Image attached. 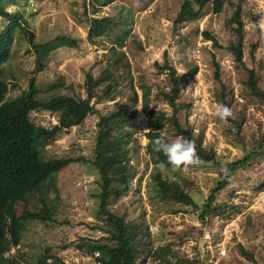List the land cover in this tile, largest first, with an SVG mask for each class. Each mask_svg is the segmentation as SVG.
Returning <instances> with one entry per match:
<instances>
[{"label": "rangeland", "instance_id": "374dc122", "mask_svg": "<svg viewBox=\"0 0 264 264\" xmlns=\"http://www.w3.org/2000/svg\"><path fill=\"white\" fill-rule=\"evenodd\" d=\"M1 1L8 12H17L24 17V26L35 35V44L54 41L44 56L42 71L38 72L37 54L28 36L20 29L15 30L12 53L5 64L8 100L26 92L32 77H36L40 90L37 98L41 101L73 91L85 95L82 86L87 73L97 76L101 72L116 35L127 34L120 50L127 54L133 78L123 84L125 95L97 105L99 112L108 111L114 104L125 100L131 83H134L140 101L141 87L144 86L150 93L151 107L171 114L166 104H158L155 99L158 91L166 86V81L164 75L156 74L154 62H162L167 52L180 74H188L197 68L196 76L189 78L184 91V95L193 102L186 121L202 134L204 146L216 152L218 164H196L179 169L171 166L163 174L185 186L199 205L206 202L221 178V167L243 155L235 145L237 142L229 123L221 122L214 115L219 104L214 95L213 64L220 65L233 114L243 115L241 137L249 142L264 133V104L251 100L246 72L229 54L228 46L234 39L227 26L236 7L240 6L245 25L244 60L247 65L264 62V0H223L219 13L213 4H209L196 21L181 24L175 22L185 0H111L112 3L107 5H104V0H18L16 4ZM105 16L119 23L115 24L114 32L90 39V20ZM6 23L0 17V29ZM204 32L211 34L218 45L207 40ZM57 38H66L68 42L56 41ZM256 42V51L251 56L250 44ZM60 79L73 89L50 91V87ZM31 119L36 125L52 128L58 124L59 116L40 111L31 113ZM97 122L98 114H91L83 126L66 131L41 147L46 160L70 158L76 162L60 171L55 183L50 185L48 204L56 211L54 222H29L21 239L13 241L10 255L20 251L26 259L23 264H35L38 254L48 246L65 264H95V255L87 253V246L103 243L107 236L97 227L106 226L98 217L99 200L96 195L99 177L92 165ZM151 131L150 118L139 107L134 140L130 143L138 151L131 162L134 172L131 188L127 195L112 200L110 209L127 221H140L148 226L154 248L170 245L180 255L189 257L196 255L197 247L204 246L202 251L206 250L197 229L183 241L172 234L194 226L203 228L204 232L216 230L213 238L216 243L219 235L227 237V256L219 259L217 264H252L236 255L235 246L238 244L254 252L258 264H264V190L248 188L255 181L258 184L263 182L264 160L234 178L219 200L229 205L227 213L221 219L214 218L206 229L192 207L165 202L157 195L151 179L154 164L146 153L147 136ZM164 135L170 141L180 138L168 127L164 129ZM232 192L233 197L229 198ZM232 204L238 206L239 211L235 212L230 207ZM35 206L40 210L38 202ZM22 209L21 200L15 207L16 216L21 215ZM174 210L181 211L174 213ZM217 252L218 249L214 248L216 258ZM206 261V264H211V258ZM146 264L160 263L147 258Z\"/></svg>", "mask_w": 264, "mask_h": 264}, {"label": "trees", "instance_id": "16d2710c", "mask_svg": "<svg viewBox=\"0 0 264 264\" xmlns=\"http://www.w3.org/2000/svg\"><path fill=\"white\" fill-rule=\"evenodd\" d=\"M16 4L18 0H7ZM112 3L105 2L104 5ZM213 4L216 13L223 6V0H185L176 18V24L192 22L200 18L205 8ZM0 17L7 23L0 29V264H23L26 262L24 255L17 251L10 255L14 240H20L29 222L48 223L54 222L55 209L48 204L50 185L55 183L57 175L75 163L70 158L46 160L41 147L47 142L56 139L60 134L70 131L75 127L85 124L87 117L98 114L96 124L95 148L92 165L99 177V219L106 225L97 226L107 236L103 243L87 246V253L92 256L99 253L98 261L101 264H146L147 258L158 261L160 264H206L209 252L202 248H195L197 253L193 257L186 254L180 255L172 246H158L154 248V242L149 236L148 226L140 221H127L124 216L114 213L109 205L114 199L127 195L131 188L134 176L131 164L136 151L131 147L134 140L135 121L142 112L150 118L148 144L146 153L153 161L154 167L151 173L157 195L165 202L190 206L198 216V220L206 229L214 218H222L229 207L220 203L222 193L229 188L234 178L241 172L251 169L258 161L264 160V133L259 138H253L247 142L241 137L243 115L237 114L228 118L231 132L235 136L236 146L243 155L233 162L227 163V174L220 169V179L211 190L206 202L199 205L189 191L177 180L160 172L158 165L164 164L165 169L171 167L163 152L154 150V139L164 137V129L170 128L178 137L195 141L196 153L199 157L198 164L217 165L216 152L212 148L204 146L203 136L196 132L195 127L186 121L193 109V102L184 95L190 77L196 76L197 68L188 74H180L169 54L166 52L162 62H154L157 75H164L166 86L159 90L155 99L158 104H166L171 114L163 110L151 107L150 93L141 87V101L134 83L129 87V94L120 104H114L113 108L105 112H99L97 105L110 102L119 96H124L123 84L129 78L132 79L130 63L127 54L123 52L124 39L127 34L115 37L114 45L110 48L106 65L101 72L94 76L87 73L82 93L71 92L53 96L48 101L37 98L40 90L36 84V77L29 80V87L20 97L8 100L9 83L7 82L5 64L10 59L14 44L16 29L22 30L37 54L38 72L43 69V59L53 42L35 44V35L24 24L26 20L17 12H8L0 0ZM116 23L112 18L97 17L90 20L88 36L103 37L114 32ZM232 32L233 39L228 46L229 54L234 61L246 72V84L250 98L254 102L264 104V62L258 65H247L244 58L245 25L241 17V7L237 6L227 24ZM258 28V26H257ZM207 40L218 43L208 32H204ZM58 40H68L57 38ZM117 45L119 46L117 48ZM258 43L250 44V55L253 56ZM215 99L218 104H224L231 108L227 100L226 86L221 78L219 64H213ZM72 86H67L64 79L50 87V91H57ZM232 109V108H231ZM48 111L58 114V124L52 128L36 125L31 119V113ZM184 115V116H183ZM185 121H184V120ZM254 191L264 190V180L258 184L255 181L248 185ZM233 192L229 198L233 197ZM23 201V209L20 216H16L15 207L19 201ZM39 204L40 210L35 206ZM230 207L239 211L238 206ZM38 209V210H37ZM181 210H174L179 213ZM167 224V223H166ZM197 229L203 241L204 229L189 226L183 231L173 232L180 240L190 236L192 230ZM205 244V242H203ZM236 255L252 264H258L254 252L242 244L235 246ZM224 259V258H222ZM35 264H65L59 258L52 247L45 248L39 253Z\"/></svg>", "mask_w": 264, "mask_h": 264}, {"label": "clouds", "instance_id": "9594fccd", "mask_svg": "<svg viewBox=\"0 0 264 264\" xmlns=\"http://www.w3.org/2000/svg\"><path fill=\"white\" fill-rule=\"evenodd\" d=\"M214 115L221 122H227L228 118L232 116V110L227 105L219 104L216 106ZM153 143L154 150L163 152L168 164L173 168H187L199 163L194 140L176 138L174 141L168 142L164 137H156ZM158 168L161 173L165 171L164 164H159ZM222 171L227 174L226 165L222 168Z\"/></svg>", "mask_w": 264, "mask_h": 264}, {"label": "built area", "instance_id": "2783aa9c", "mask_svg": "<svg viewBox=\"0 0 264 264\" xmlns=\"http://www.w3.org/2000/svg\"><path fill=\"white\" fill-rule=\"evenodd\" d=\"M216 230L214 229H207L204 232V242L206 245V251L208 250L209 255L208 258H211V264H217L219 259H222L227 256L228 252V247L229 245L227 244V237L223 234L218 236V241L215 242L213 238L215 237ZM226 232H224L225 234ZM226 237V238H225ZM214 248L218 249L217 252V258L215 257L214 254ZM99 258V253H95V264H101L100 261H98Z\"/></svg>", "mask_w": 264, "mask_h": 264}]
</instances>
